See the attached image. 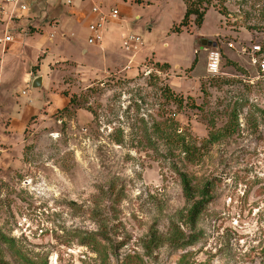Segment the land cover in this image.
<instances>
[{
    "label": "rangeland",
    "instance_id": "rangeland-1",
    "mask_svg": "<svg viewBox=\"0 0 264 264\" xmlns=\"http://www.w3.org/2000/svg\"><path fill=\"white\" fill-rule=\"evenodd\" d=\"M48 1L66 15L26 32L55 56L45 98L72 103L44 107L0 167V264H264V53L252 54L264 47V0H95L131 14L106 25L101 46L67 14L92 0ZM188 4L206 10L201 27L194 16L181 25ZM109 32L142 37L134 63ZM38 69L0 89V132L38 100ZM180 174L197 201L211 186L195 222Z\"/></svg>",
    "mask_w": 264,
    "mask_h": 264
},
{
    "label": "crops",
    "instance_id": "crops-1",
    "mask_svg": "<svg viewBox=\"0 0 264 264\" xmlns=\"http://www.w3.org/2000/svg\"><path fill=\"white\" fill-rule=\"evenodd\" d=\"M83 1L84 0H82V2ZM92 1L93 7L95 0ZM29 5L27 11L19 13L17 17L19 21L17 23L12 22L11 19L5 17V25L0 28V39L5 36H10L12 38V40L6 44H0V89H12L13 81L16 79L22 68L26 71L28 68L39 67L37 70L38 74L35 75L31 72V75L32 77L34 75V80L36 79V76L43 78V90H40L42 92H40L39 98H37L38 100H33L29 103L24 102L22 109L19 108L18 110H15V112L13 111L6 114L9 123L0 132V135L2 136L1 142L7 144V147L0 148V167H7L13 162L14 158L12 157L11 152L19 146L16 141L25 136L32 118L40 115L44 107H48L50 104L52 109H56L60 105L67 108L70 104V98L64 94H54L53 99L51 98L52 101H50L49 94L45 98L44 92L45 94L48 93L51 88L48 74L51 69L52 58H55V56L51 53L50 47L46 45V41L39 40V42L35 44L33 43V40L36 39V36H31L26 32L29 25L37 27L42 24L46 27L48 26L47 28H50V19L59 17L60 22V20L66 15V11L63 10L64 8H62V5L55 8L52 1L48 0H31ZM72 7H74V5H72ZM91 9L83 10V12H78L76 10L68 11L67 14L74 16L77 15L79 22H87L86 26L88 28L89 22L93 19ZM128 9L130 10V8ZM129 10L127 13L125 12L126 10L121 9V17L123 18L125 13H127L126 15L131 16ZM138 18V15H136L135 19ZM120 22L125 24L123 19H121ZM124 36L125 35L122 34L119 36L117 32L111 34L109 32V34H106L108 40H122ZM50 42H52L51 39ZM148 47L151 49L153 48L149 45ZM47 49H49V51ZM81 49H83L82 54L90 52L87 48Z\"/></svg>",
    "mask_w": 264,
    "mask_h": 264
},
{
    "label": "built area",
    "instance_id": "built-area-1",
    "mask_svg": "<svg viewBox=\"0 0 264 264\" xmlns=\"http://www.w3.org/2000/svg\"><path fill=\"white\" fill-rule=\"evenodd\" d=\"M31 0H0V11H2L9 19L18 17L19 13L27 11ZM93 19L88 24L90 36L88 43L90 45L101 46L105 39V30L108 23L117 22L121 19V12L118 8H112L105 10L103 6L94 5L91 9ZM10 36H5L0 39V44H6L11 41ZM234 47L233 45H230ZM122 47L125 51L131 52V63L134 62L135 57L144 47V41L142 37L134 33H130L123 38ZM264 51L262 46L257 44L252 47L253 55H263ZM259 65V74L264 78V58L255 61ZM222 64V55L218 49L212 48L207 54V67L206 71L210 76L220 74ZM145 74L149 75L150 72ZM24 95L27 93L24 92Z\"/></svg>",
    "mask_w": 264,
    "mask_h": 264
},
{
    "label": "trees",
    "instance_id": "trees-1",
    "mask_svg": "<svg viewBox=\"0 0 264 264\" xmlns=\"http://www.w3.org/2000/svg\"><path fill=\"white\" fill-rule=\"evenodd\" d=\"M206 10L200 11L197 7H194L190 4L187 5L186 14L184 16V19L181 23L182 26L187 27L189 24L190 19L194 16L195 17V24L198 27L202 26L203 19L205 17ZM264 49V47L262 48ZM264 51V50H263ZM196 61L193 62L192 67L190 69H194ZM167 64H163L161 68H167ZM66 95V94H64ZM68 97V95H66ZM70 98V97H69ZM70 103H72V100L70 98ZM34 117L32 118V120ZM31 120V121H32ZM181 177V183L183 186V192L186 199V202L188 204L192 205L191 211H190V221L195 222L197 218L201 215L203 209L205 208L206 203L210 200L211 195V186L210 183H206L203 190L201 191V197H203L201 200L197 201L193 192V188L191 185V182L186 174H180Z\"/></svg>",
    "mask_w": 264,
    "mask_h": 264
},
{
    "label": "water",
    "instance_id": "water-1",
    "mask_svg": "<svg viewBox=\"0 0 264 264\" xmlns=\"http://www.w3.org/2000/svg\"><path fill=\"white\" fill-rule=\"evenodd\" d=\"M203 45H204V43H203ZM205 46V45H204ZM208 46H211V43L210 44H208ZM43 86V78L42 77H38V78H36L35 80H34V82H33V88L34 89H39V88H41Z\"/></svg>",
    "mask_w": 264,
    "mask_h": 264
}]
</instances>
